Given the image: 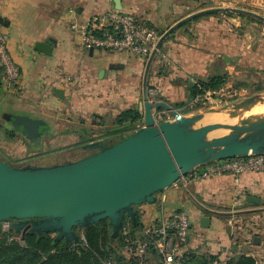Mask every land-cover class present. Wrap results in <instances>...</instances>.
<instances>
[{"label":"crops","instance_id":"crops-1","mask_svg":"<svg viewBox=\"0 0 264 264\" xmlns=\"http://www.w3.org/2000/svg\"><path fill=\"white\" fill-rule=\"evenodd\" d=\"M197 3L0 0V19L6 23L0 24V30L8 35V54L19 71L17 84L1 85L0 108L6 106L18 115L48 124L51 136L44 137L41 148L34 150L40 152L38 158L76 154L83 152L80 146H69L108 139L107 134L116 131L115 122L126 110L139 111L142 118L137 126L142 127V76L147 59L85 48L80 33L71 25L84 27L91 17L118 6L163 33L198 11ZM48 40L55 42L50 56L35 50L36 43ZM216 75L227 76L223 87L234 89L235 82L244 83L240 92L246 86L264 85V24L230 12L203 15L183 24L164 40L151 63L149 98L191 115L201 108L187 106L191 99L189 85ZM56 89L63 91L62 98L56 95ZM153 113L161 120L172 119L164 109ZM55 140L67 144L53 147ZM223 163L198 167L180 185H172L157 196L166 195L170 209L183 206L188 210L193 227L191 264H201L206 257L214 258L209 264H243L245 258L252 264H264V171H246L238 177L228 172L214 173L213 169ZM148 208L139 207L140 226L157 218V214L148 213ZM202 217L210 219L208 228L201 227Z\"/></svg>","mask_w":264,"mask_h":264},{"label":"water","instance_id":"water-1","mask_svg":"<svg viewBox=\"0 0 264 264\" xmlns=\"http://www.w3.org/2000/svg\"><path fill=\"white\" fill-rule=\"evenodd\" d=\"M119 0H115L118 3ZM117 10L120 8L117 6ZM235 13L264 23V16L238 7H209L195 11L164 31L148 56L142 76L143 126L114 142L109 138L83 143L87 154L63 163L43 157L36 165L10 166L0 159V231L2 223L23 239L26 234L52 235L54 242L81 246V233L107 221L112 238L129 220L138 224L136 207L154 204L158 193L181 184L196 168L247 155L264 154V115H253L264 105V93L230 102L207 112L184 115L148 94L151 63L164 40L183 24L212 13ZM0 24H6L0 19ZM55 42H38L35 50L50 56ZM63 97L62 90L54 91ZM164 109L171 120L156 121L153 113ZM209 114H224L237 123H201ZM3 118L25 137L40 142L47 123L25 115L4 113ZM223 130L225 133L214 135ZM200 225L208 228L210 219Z\"/></svg>","mask_w":264,"mask_h":264},{"label":"built area","instance_id":"built-area-1","mask_svg":"<svg viewBox=\"0 0 264 264\" xmlns=\"http://www.w3.org/2000/svg\"><path fill=\"white\" fill-rule=\"evenodd\" d=\"M71 27L80 33L85 48L94 47L144 59L148 58L159 38L153 28L140 23L134 14L114 8L91 17L84 27L78 28L75 24ZM7 43L8 35L0 30L1 82L10 87L17 84L19 71L8 54ZM194 84L200 87L199 83ZM239 94L231 87H222L217 91L196 95L187 106L190 109L205 107L211 99L230 103ZM155 117L157 122L162 121L160 117ZM223 161L220 167L213 169L214 173L228 172L238 177L246 171H264V154ZM167 202V196L162 194L156 196L154 204H146L150 207L148 213L157 214V218L142 223L136 232L126 222L119 234L121 246L116 255L100 258V264H188L191 257L189 243L193 233L188 210L183 206L170 209ZM9 228L10 223H2L1 231ZM80 244L86 246L83 237Z\"/></svg>","mask_w":264,"mask_h":264},{"label":"trees","instance_id":"trees-1","mask_svg":"<svg viewBox=\"0 0 264 264\" xmlns=\"http://www.w3.org/2000/svg\"><path fill=\"white\" fill-rule=\"evenodd\" d=\"M158 34L160 36L162 31H158ZM227 82L226 75L212 76L205 82H199L200 87L189 85V96L192 99L198 94L217 91L225 86ZM1 85L0 75V87ZM241 85L244 86V83H237V86ZM141 118L142 116L138 110L131 109L122 112L115 122L117 125L116 131L111 135L107 134V136H110L108 139L111 138L116 142L131 136L139 129L137 124L141 121ZM103 140L107 141V138ZM76 146L78 148L80 144ZM137 217L138 224L136 226L132 225L129 220L127 221L134 232L138 231L141 225L138 212ZM81 236H83L86 246L73 247L63 241L54 242L48 234L42 236L26 234L22 239L11 228L7 231H0V264H100V258L116 255L121 246L120 235L115 239L112 238L111 227L106 220L102 221L99 227L89 226L84 229ZM193 260L191 254L188 264H191ZM213 260L212 257H206L201 264H209ZM243 264L252 263L250 259L245 258Z\"/></svg>","mask_w":264,"mask_h":264},{"label":"rangeland","instance_id":"rangeland-1","mask_svg":"<svg viewBox=\"0 0 264 264\" xmlns=\"http://www.w3.org/2000/svg\"><path fill=\"white\" fill-rule=\"evenodd\" d=\"M197 1H198V3L196 4V9L199 8V10L209 8V7L230 6V7H238V8L247 9V10H250L253 12L256 11V13H258V14L260 12V14H262L264 16V0H197ZM221 4H230V5H221ZM193 5H195V4L193 3ZM262 24H264V23H262ZM0 75H1V72H0ZM240 81H242V80H240ZM237 83H241V82H235V85L233 88L240 94L234 99V101L241 100L243 98L249 97V96L254 95V94H258V93L263 94L264 93V85L263 84L260 85L258 88L253 86V85H250L248 87L246 86V89H245L246 91L243 90L245 92H243V91L240 92L243 88V85L237 86ZM210 101L211 102H208L205 107H201V109L197 110L195 113H190V114L207 112L209 109H212V108L216 109V108L222 107L226 104H229V102L224 103L223 101H219V100H212L211 99ZM7 111L15 112L16 110L14 111V110H12V108L11 109L6 108V106H5V108L3 106H2V108H0V114L3 112L6 113ZM251 113L253 115H264V105L255 107L251 111ZM206 114L207 115L205 116V119L201 123L223 122L226 125L230 126V125L236 124L238 122L237 119H229L227 117V115H224V114H218V115L209 114V113H206ZM76 125L78 126V123ZM6 126H7L6 122H4V120H2L0 118V158H1V160L6 162L10 166H22L26 162L30 161L29 158L28 159L26 158L24 160H19V159H23V157L26 155V154H24V151L27 150V147H25L26 144H24L25 146H23L22 143H18V142L16 144H13L14 140L9 139V137H8L9 134L5 131ZM223 133H225V131L220 130V131L215 132L214 135H220ZM82 143L83 142L77 143V144L82 145ZM64 144H67L66 141L60 142V140H59V142H58V140H55V142L52 145H53V147L58 148ZM77 144H75L74 146L73 145L69 146V148L73 149ZM31 145H32L31 147H33V148L35 146L34 149H37V150L40 149L42 146V144H41V146L39 144L36 147V143H34V142ZM66 148H68V147H66ZM81 156H82V154L76 153V154H73L72 156L67 155L66 157L63 158V160H74V159H77L78 157H81ZM37 158H38V156L36 157V159ZM139 207L140 206L136 207L137 212L139 211ZM50 236L52 237V235H50Z\"/></svg>","mask_w":264,"mask_h":264},{"label":"flooded vegetation","instance_id":"flooded-vegetation-1","mask_svg":"<svg viewBox=\"0 0 264 264\" xmlns=\"http://www.w3.org/2000/svg\"><path fill=\"white\" fill-rule=\"evenodd\" d=\"M5 112H3V113H1L0 114V118L2 119V120H4V122H6V128H5V131L9 134V139H12V140H14V142H13V144H16L17 142L18 143H22L23 144V146H25L24 144H26V146L25 147H27V150H25V156L23 157V159H19V160H24V159H30V161L29 162H26L24 165H36V164H38V162L43 158V157H41V158H37L36 159V156L38 155V153L36 152V151H34L35 149V146H34V148L33 147H31L32 145L31 144H33V142L34 143H36L35 142V140H32V139H29V138H27V137H25L24 135H22L21 133H19V132H17L15 129H14V127L13 126H11L9 123H7V121H6V119L5 118H3V114H4ZM7 113H10V114H14V115H18L16 112L15 113H13V112H7ZM51 132H50V127L48 126V124H47V127L46 128H44L43 130H42V132H41V134H40V142L39 143H36V147H37V145H39V144H41V141L43 140V138L44 137H50L51 136V134H50ZM19 138V139H18ZM21 140V141H20ZM77 153H79V154H82V156L83 155H86L87 154V152H77ZM70 155V154H69ZM73 155V154H72ZM72 155H70V156H72ZM64 157H66V156H64ZM64 157H58V158H55V159H52V163H63V162H66V161H72V160H63V158ZM79 158V157H78ZM1 159V158H0ZM36 160V161H35ZM74 160H76V159H74ZM23 166V165H22Z\"/></svg>","mask_w":264,"mask_h":264},{"label":"bare ground","instance_id":"bare-ground-1","mask_svg":"<svg viewBox=\"0 0 264 264\" xmlns=\"http://www.w3.org/2000/svg\"><path fill=\"white\" fill-rule=\"evenodd\" d=\"M256 107H258V106H256ZM254 111H255V110H254ZM254 111H253V112H254Z\"/></svg>","mask_w":264,"mask_h":264}]
</instances>
